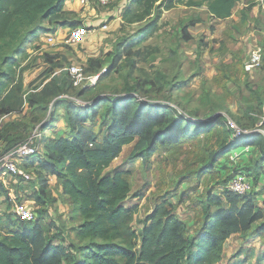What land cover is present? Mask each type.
I'll return each mask as SVG.
<instances>
[{
	"label": "rangeland",
	"instance_id": "1",
	"mask_svg": "<svg viewBox=\"0 0 264 264\" xmlns=\"http://www.w3.org/2000/svg\"><path fill=\"white\" fill-rule=\"evenodd\" d=\"M243 2L249 11L255 4V0ZM128 3L109 0L106 5L66 6L62 19H42L34 25L35 33L30 34L27 27L17 39L0 42V75L12 66L23 97L51 80L71 96L58 108L51 101L47 111L26 99L20 111L0 114V156L43 138V143L35 147L37 158L46 159L48 139L70 131L68 120L74 114L68 116L65 110L70 102L83 105L97 94L120 95L137 88L142 97L169 102L198 117L192 120L195 124L217 113L216 109L223 117L209 131L172 136L171 144L162 142L168 138H161L157 151L144 157L140 156L144 144L135 137L112 160L105 173L127 172L130 194L123 204L137 205L132 221L136 231H141L143 218L164 197L174 205L176 216L190 221L195 232L202 223L201 209L207 197L223 193L227 180L236 174L251 182L252 196L264 209V23L258 27L234 17L213 20L205 2L200 7L179 4L169 10L157 8L141 21L127 22L123 13ZM137 8L132 3L127 9L134 12ZM191 21L197 24L189 26ZM77 26L88 27V33L79 44L65 43ZM148 26H152V32L145 35ZM187 32L192 35L189 41L185 39ZM46 34L54 37V45L47 42ZM256 46L262 48L260 64L247 72L244 63ZM71 65L81 68L77 86L71 83ZM97 109L102 118L105 104ZM228 118L241 134L227 126ZM44 123L51 125L42 130ZM238 136L241 140H236ZM208 161H212V167L205 169ZM21 163L31 178L19 184L7 177L10 183L0 196V223L7 215L15 219L12 207L17 199H24L36 213L38 209L44 211L30 224L37 223L46 235L66 246L84 247L73 252L82 260L101 240L75 241L72 236L76 224L71 220L77 215L69 212L58 179L48 178L33 161ZM261 226L264 218L246 233L231 235L219 264H264Z\"/></svg>",
	"mask_w": 264,
	"mask_h": 264
},
{
	"label": "trees",
	"instance_id": "2",
	"mask_svg": "<svg viewBox=\"0 0 264 264\" xmlns=\"http://www.w3.org/2000/svg\"><path fill=\"white\" fill-rule=\"evenodd\" d=\"M236 1L129 0L123 17L127 22H136L157 8L169 10L179 4L200 7L205 2L212 17L224 18L231 14ZM65 2L0 0V42L17 39L27 27L31 28L30 34L35 33L34 25L42 19L51 22L62 19ZM132 3L138 6L134 12L127 9ZM151 27L146 28L145 35L152 32ZM190 38L187 32L185 39ZM14 74L15 70L8 66L0 75V114L20 111L26 99L44 111L51 101L56 108L61 101H68L57 98L65 91L61 92L52 80L39 91L23 97L21 82H15ZM85 101L86 104L76 106L72 101L66 107L68 116L74 114L68 120L70 131L48 139L46 159H38L35 153L26 160L33 161L46 175H54L60 182L62 193L70 198L74 212L82 218L76 237L80 241L99 239L101 242L95 243L87 256L78 260L73 252L83 251L84 247L66 246L46 235L37 223L7 215L0 223L3 234L0 235V264H216L222 260L224 243L231 235L246 233L264 218V209L255 202L253 193L241 195L224 189L219 195L207 197L201 209L202 223L193 236L187 235L186 224L177 218L174 205L164 197L143 218L141 231H136L132 221L137 205L123 204L130 194L127 172L105 173L112 160L135 137L144 144L140 153L144 157L157 151L161 138H168L162 142L171 144L172 136L187 137L191 132L194 135L200 130L209 131L223 114L216 109L217 113L214 111L203 122L195 124L192 120L198 117L169 102L142 97L137 88L120 95L97 94ZM101 104H105L102 118L97 109ZM72 109L80 111L73 113ZM50 125L44 123L42 130ZM43 141V138L36 140L32 146ZM210 167L212 161L204 168ZM4 192L0 185V196ZM43 213L38 209L36 216L41 217ZM261 229L264 231V227Z\"/></svg>",
	"mask_w": 264,
	"mask_h": 264
},
{
	"label": "built area",
	"instance_id": "3",
	"mask_svg": "<svg viewBox=\"0 0 264 264\" xmlns=\"http://www.w3.org/2000/svg\"><path fill=\"white\" fill-rule=\"evenodd\" d=\"M81 6H85L91 3H97L99 5L108 4L109 0H76ZM105 28L106 25L104 24ZM88 33V27L86 26H77L73 29L68 35L65 43L67 44H79L84 36ZM47 42L50 45L55 44V39L51 34H46ZM261 52L262 48L256 46L251 50L248 60L244 63L245 71L250 72L252 69L257 67L261 61ZM69 74L71 76V83L74 86H77L79 79L81 77V68L75 65L69 67ZM71 96L68 93H61L58 98L60 99H71ZM227 126L237 133V135L242 133L239 127L236 125L231 118L227 119ZM239 137V136H238ZM36 153V147L32 146L29 143H23L18 145L15 149H12L11 153L8 155L2 154L0 156V182L4 183L7 180V177L13 180V183L18 182L26 183L30 180L31 174L28 172V168L24 167L21 162H26V158L32 154ZM7 185V184H6ZM10 188V186H9ZM226 190L244 195L253 192V186L250 181H248L243 175L236 174L232 175L226 183ZM10 196V192L8 193ZM20 196V195H17ZM18 198V197H17ZM12 213L15 217L27 221L33 222L36 219V211L33 206L27 203L24 199H20L14 203L12 207Z\"/></svg>",
	"mask_w": 264,
	"mask_h": 264
},
{
	"label": "crops",
	"instance_id": "4",
	"mask_svg": "<svg viewBox=\"0 0 264 264\" xmlns=\"http://www.w3.org/2000/svg\"><path fill=\"white\" fill-rule=\"evenodd\" d=\"M76 5H78V2L76 1V0H66V2H65V8H66V6L67 7H70V6H76ZM175 8V7H174ZM247 8V3H244L243 2V0H237L236 2H235V5H234V7H233V9H232V12H231V14L229 15V16H227V17H224V19H232L233 17L234 18H236L237 19V21H239V22H243V23H246L247 25H255L256 24V26H260V27H262V25H263V23H264V0H255V4H254V6H253V8H252V10L251 11H249V10H247L246 9ZM207 9V8H206ZM208 12V11H207ZM246 13L247 14V16H244V14L243 13ZM209 13V12H208ZM237 14L239 15V16H237ZM209 15L211 16V14L209 13ZM213 18V20H217V19H222V18H214V17H212ZM197 24V22H195V24H190L189 26H195ZM189 33V32H188ZM189 35L191 36V38H192V35L189 33ZM190 38V39H191ZM189 39V40H190ZM189 40H187V41H189ZM255 69V68H254ZM254 69H252L251 70V72L252 71H254ZM248 72V71H247ZM52 137H54V135L52 136ZM51 137V138H52ZM48 178H56L54 175H48ZM1 183V182H0ZM10 183V181H9V179H7L4 183H1L2 184V186L5 188H8V186L6 185V184H9ZM59 191L62 193V188H61V185L59 184ZM62 195H63V197L69 202V207H68V210H69V212H73V213H75L74 212V206H73V204H72V202H71V200H70V198L67 196V195H65V194H63L62 193ZM76 214V213H75ZM176 214V213H175ZM177 217H178V215H177ZM178 219H180L181 221H183L180 217H178ZM72 222H74L75 224H76V227H75V233H73L74 235L72 236V238L75 240V241H78L79 239L76 237V230H77V227L81 224V222H82V218L79 216V215H77V218H76V220H71ZM185 224H186V233H187V235L188 236H193L194 235V226L190 223V221H183ZM240 234V233H239ZM229 239V238H228ZM228 239L226 240V242L224 243V250H223V254H222V260H223V258H224V256H225V249H226V245H227V241H228ZM79 242H80V240H79ZM226 262H228V261H226ZM217 264H219V263H217Z\"/></svg>",
	"mask_w": 264,
	"mask_h": 264
}]
</instances>
